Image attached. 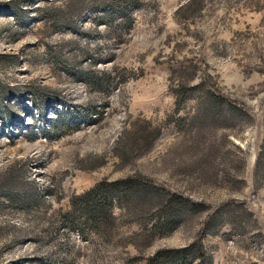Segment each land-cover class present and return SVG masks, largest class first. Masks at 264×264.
<instances>
[{
  "label": "rangeland",
  "instance_id": "1",
  "mask_svg": "<svg viewBox=\"0 0 264 264\" xmlns=\"http://www.w3.org/2000/svg\"><path fill=\"white\" fill-rule=\"evenodd\" d=\"M187 2L0 0V264H264V0ZM136 174L183 214L114 199L110 236L76 221Z\"/></svg>",
  "mask_w": 264,
  "mask_h": 264
},
{
  "label": "trees",
  "instance_id": "2",
  "mask_svg": "<svg viewBox=\"0 0 264 264\" xmlns=\"http://www.w3.org/2000/svg\"><path fill=\"white\" fill-rule=\"evenodd\" d=\"M202 4L203 0H188L185 5H179L177 12L179 13L181 10L182 12L190 10L191 12H194L196 9H201ZM209 97V101H205L204 105L208 109L217 107L219 105L218 98L214 96ZM143 129L145 130V134H143L142 137L139 136V138L135 137L132 139L134 142L137 141V139L142 140L145 144V148H149L152 146V141L159 135V130L156 128L150 129L147 123L146 127ZM131 142L135 145L133 141ZM138 144L136 146H139ZM116 152V156L119 160L122 162L128 161L126 155L123 153H129V147L124 145L120 151L117 150ZM114 199H117L120 202L126 200L129 205H135L134 211L136 213L134 214L136 218H144V216L149 214V211L155 210L157 217L162 219L158 224L159 227L162 228H166L170 225L174 218L181 216L183 214L184 206L187 205L182 203V201H180L174 194H168L164 189L157 188L151 183L143 180L141 175H129L126 178H123V180L100 183L99 185L93 187V189L89 190L86 194L74 198L72 202H74V211H77L76 221L78 223H82L83 227L90 226L93 232L97 233L99 236H110L116 226L114 211L111 208V203ZM188 206H190V210L195 207H199L194 203H190ZM218 212L219 211L215 213L214 218L219 216ZM83 227H78V233H80V235H83ZM132 235L133 237L138 238H151L153 236L145 230V225L141 222L139 230L133 232ZM149 243L150 240L145 244L148 245ZM134 246L137 249L143 247L141 244L136 242ZM171 252L172 251L168 252V254H164V256L166 257L170 255L171 258V255L175 254L173 252V254H170ZM164 253H166V251ZM190 253L191 254H189V256H196V254L192 252ZM185 256L186 254L182 256V253H180V255H175L173 259L177 260L178 257L182 258ZM174 264H180V262L177 260Z\"/></svg>",
  "mask_w": 264,
  "mask_h": 264
}]
</instances>
